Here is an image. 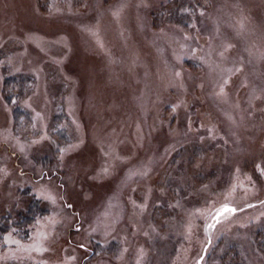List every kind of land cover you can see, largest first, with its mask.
I'll return each instance as SVG.
<instances>
[{
    "label": "rangeland",
    "instance_id": "374dc122",
    "mask_svg": "<svg viewBox=\"0 0 264 264\" xmlns=\"http://www.w3.org/2000/svg\"><path fill=\"white\" fill-rule=\"evenodd\" d=\"M263 226L264 0H0V264H264Z\"/></svg>",
    "mask_w": 264,
    "mask_h": 264
},
{
    "label": "trees",
    "instance_id": "16d2710c",
    "mask_svg": "<svg viewBox=\"0 0 264 264\" xmlns=\"http://www.w3.org/2000/svg\"><path fill=\"white\" fill-rule=\"evenodd\" d=\"M4 145H7L9 148L11 147L10 144H8L7 142L4 143ZM15 152H16V151H14V153H15ZM14 153H13V154H14ZM14 155H15V154H14ZM52 169H53V168H52ZM56 173H57L56 171L54 172V171H52V170L50 171L49 169H44L43 175H45L46 178L48 179V178H52L53 176H55ZM33 201H34V203H33V205H32L33 208L31 207V209H30V214H32V211H33V210L39 205V202H38L37 200H36V201L33 200ZM262 203H263V202H261L260 204H262ZM253 204H254V203H252L251 206L248 205V208H249V207H253V206H252ZM225 205H226L225 208H230V209L232 208V210L229 209V210H230V213H232V212H235V213H236V212H237L235 206H231V205L228 206L227 204H225ZM38 207H40V206H38ZM248 208H247V209H248ZM231 211H232V212H231ZM209 213H210V212H209ZM30 214H27V215H23V214H22L23 217L21 218V220H22V221H23V220H26V219L28 220L29 218H31V217L33 216V215H30ZM6 217L9 218V215L7 214ZM10 218H11V217H10ZM2 224H5V222H3ZM78 225H79V224H76L75 226L77 227ZM78 227H79V226H78ZM263 227H264V226H263ZM79 229H81V226L79 227ZM73 230H77V229H73ZM25 231H27V230H25ZM113 245H114V246H118V245L115 244V243H114ZM97 248H98V249H99V248L101 249V248H103V245H102V246H101V245H98ZM207 248H208V246L205 245V247H204V249H203L202 252H205V253H206ZM201 254H203V253H201ZM234 264H235V263H234Z\"/></svg>",
    "mask_w": 264,
    "mask_h": 264
}]
</instances>
